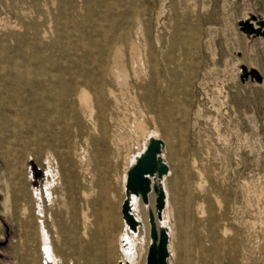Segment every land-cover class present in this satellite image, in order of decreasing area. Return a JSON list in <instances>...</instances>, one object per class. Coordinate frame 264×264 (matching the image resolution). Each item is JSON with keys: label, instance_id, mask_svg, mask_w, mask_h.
Instances as JSON below:
<instances>
[{"label": "rangeland", "instance_id": "rangeland-1", "mask_svg": "<svg viewBox=\"0 0 264 264\" xmlns=\"http://www.w3.org/2000/svg\"><path fill=\"white\" fill-rule=\"evenodd\" d=\"M2 1L0 18L5 16ZM106 4L126 13L121 14L119 39L123 54L117 56L123 68L126 38L136 14L141 23L130 31L129 41H140L142 57L149 48L157 54L161 76V58L172 49L174 58L184 52L193 64L186 89L187 116L183 123L175 121L172 138L160 139L178 202L185 197L183 183L200 176L205 179L201 194L207 198L204 209L195 211L197 225L191 224L187 231V221L178 220L172 264H264V38L253 40V50L247 54V39L235 24L247 9L264 17V0H106ZM93 9L98 12L97 6ZM98 21L109 37L113 35L109 17ZM93 38L99 41L102 36ZM236 52L246 65L259 70L261 84H240ZM115 62L107 67L105 59L97 61L114 89L119 68ZM128 73L131 77L132 70ZM129 84L128 92L115 90L118 106L103 116L94 111L86 121L76 109L73 117L62 115L61 125H54L55 115L48 117L51 136L59 137L46 141L52 144L51 153L45 154L34 141L7 145L10 168L0 156V264H41L40 219L58 264H120L133 253L140 255L120 239L127 232L121 214L124 176L130 158L146 141V137L136 140L134 119L148 130L154 125L138 111L136 84ZM16 118V134L21 131L24 136L25 118ZM73 123L87 137L71 141ZM68 146L76 147V163L73 156H64ZM80 205L86 219L80 217ZM208 210L215 217L214 226H209ZM224 226L229 229L226 235L221 231Z\"/></svg>", "mask_w": 264, "mask_h": 264}, {"label": "bare ground", "instance_id": "bare-ground-1", "mask_svg": "<svg viewBox=\"0 0 264 264\" xmlns=\"http://www.w3.org/2000/svg\"><path fill=\"white\" fill-rule=\"evenodd\" d=\"M118 3L121 4V1ZM2 5L5 16L0 18V149L6 146L0 151V156L9 168L10 144L16 141H34L45 154L51 153L52 144L46 141H58L59 137L51 136L54 132L48 117L55 115L57 122L54 125H61L62 115L65 113L73 117L76 109L82 111L86 121L92 118L94 111L103 116L111 106H118L115 90L121 94L128 92L130 81L136 84L138 111L147 115L154 127L148 130L140 119H134L132 130L136 140L146 137V141L130 158L129 165L144 149L148 137L172 138L175 121L184 122L187 116L188 73L193 65L192 61L184 52L174 58L175 49H172L161 58L164 63L161 76L157 54L149 48L142 57L140 41L138 44L129 41L130 31L141 23L140 15H134L127 34V44L124 47L127 67L123 68L117 56L123 54L119 39L124 25L121 14L126 13H121L117 7L111 10L106 0H3ZM96 6L97 13L93 9ZM81 10L84 11L83 15H80ZM106 17L111 20L108 30L113 35L110 37L98 21L99 18ZM94 36L102 38L96 41ZM103 59L107 67L114 59L119 67L115 72L118 79L115 89L110 79L104 80L105 75L97 67V61ZM129 69L132 70L131 77ZM18 115L25 118L24 136L21 131L16 134ZM42 126L45 127V132ZM72 129L71 141L88 135L78 132L75 123L72 124ZM57 133L60 134L61 130ZM48 136L52 139H47ZM62 141L67 140L63 138ZM70 155L76 163V147L68 146L64 156L69 159ZM204 182L205 179L201 176L193 181L186 180L182 185L185 197L179 203L175 178L170 174L169 167L167 175L162 178L165 208L161 224L168 234L167 264H172L173 239L179 233L178 220L183 218L184 222L187 221V231L191 224H198L194 214L198 209H204L202 205L206 203L207 196L201 194ZM193 189L198 193L194 195ZM154 197L153 193L149 195L148 205H143L139 198L133 197L132 213L140 225L136 232L126 225L127 232L120 239L125 240L134 251L139 250L140 255L135 257L133 253L122 262L144 264L150 243L147 212L151 210L155 216ZM178 208L181 209L180 215ZM80 217L87 218L85 208L81 205ZM208 221L209 226L215 225V217L209 210ZM156 222L158 225L159 222ZM37 229L41 241V264H46L48 260L58 264L44 220H38ZM221 231L226 235L229 229L224 226ZM28 236L26 233L23 235L24 239Z\"/></svg>", "mask_w": 264, "mask_h": 264}, {"label": "water", "instance_id": "water-1", "mask_svg": "<svg viewBox=\"0 0 264 264\" xmlns=\"http://www.w3.org/2000/svg\"><path fill=\"white\" fill-rule=\"evenodd\" d=\"M236 28L247 39V54L253 50V40L264 38V17L257 10L247 9L235 20ZM238 59L237 78L240 84H261L263 76L252 65L242 61L240 52L234 54ZM164 142L150 136L144 149L134 157V161L126 170L124 200L121 205L122 217L128 228L136 232L140 223L132 213L133 197L140 199L143 205L149 204V195L154 194L155 216L151 210L147 212L150 243L147 249L145 264H167L169 252L167 229L161 224L162 212L165 208V194L162 178L168 173V166L162 157ZM159 224L157 225V222ZM126 246V243H124ZM127 247V246H126ZM120 264H129L121 262Z\"/></svg>", "mask_w": 264, "mask_h": 264}]
</instances>
